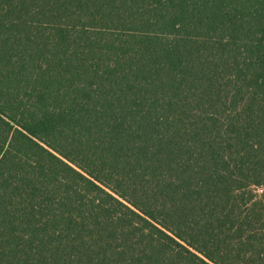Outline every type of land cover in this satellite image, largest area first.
<instances>
[{
    "label": "trees",
    "instance_id": "1",
    "mask_svg": "<svg viewBox=\"0 0 264 264\" xmlns=\"http://www.w3.org/2000/svg\"><path fill=\"white\" fill-rule=\"evenodd\" d=\"M0 264H264V0H0Z\"/></svg>",
    "mask_w": 264,
    "mask_h": 264
}]
</instances>
